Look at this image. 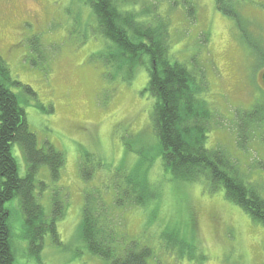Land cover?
I'll use <instances>...</instances> for the list:
<instances>
[{"label":"rangeland","instance_id":"obj_1","mask_svg":"<svg viewBox=\"0 0 264 264\" xmlns=\"http://www.w3.org/2000/svg\"><path fill=\"white\" fill-rule=\"evenodd\" d=\"M129 1L155 32L165 37L166 27L170 61L173 54L197 74L200 96L212 114L207 147L226 151L264 194V130L249 127L245 148L238 146L244 144L239 114L264 100L258 79L264 57L258 59L244 38L264 50V0H235L239 26L217 9L215 0ZM93 16L77 0H0V56L12 79L29 86L36 98L21 94L20 88L11 91L20 98L38 148L49 143L65 158L57 181L41 170L38 180L47 188L36 192L46 213L55 194L63 203L64 215L57 222L59 246L47 236L38 260L29 256L18 203L5 205L17 246L14 264H105L87 250L79 225L86 195L97 197V191L104 205H111L110 183L116 172L97 169L85 181L79 161L95 167L100 159L104 165L130 171L139 157L128 153L127 146L135 150L141 144H157L151 122L154 100L143 92L147 73L138 70L127 83L120 74L112 78L114 67L103 58L113 46L89 31L87 25L96 27ZM13 155L23 177V155L18 149ZM148 157L156 158L153 150ZM141 168L148 170L147 181L157 196L124 213L114 210L117 216L111 223L120 228L126 243L150 246L156 264H264V227L228 202L223 191L210 194L201 185L172 181L158 159L149 169L146 163ZM164 233L193 245L195 252L185 248L178 258L167 247Z\"/></svg>","mask_w":264,"mask_h":264},{"label":"trees","instance_id":"obj_2","mask_svg":"<svg viewBox=\"0 0 264 264\" xmlns=\"http://www.w3.org/2000/svg\"><path fill=\"white\" fill-rule=\"evenodd\" d=\"M215 1L217 9L239 26L240 18L235 10V0ZM77 2L89 7L94 15L96 27L87 25L89 31L91 28L94 31L91 33L98 35V39L108 41L113 46L108 56L103 58L108 67H114L112 78L120 74L121 81L127 83L136 71L147 73L143 92L149 93L154 100L151 122L157 139L153 148L141 144L139 148L132 150V146H127L128 153L139 157V163L130 171L124 166L109 167L100 159L95 161V167L80 159L79 173L85 181H90L97 169H112L116 172L113 177L115 181L109 184L113 189H110V206L106 202L104 205L97 191V197L93 193L85 196L79 230L80 239L90 254L100 258L105 264L159 262L150 246L138 241L126 243L120 228L117 229L111 223V218L117 216L114 210H122L124 213L127 209L145 206L156 198L157 194L147 181L148 170L143 171L141 168L146 163L149 169L155 159L160 160L164 173L169 174L172 181L201 185L210 194L223 191L228 202L264 227L262 187L254 183L252 175L247 177L248 172L247 175L240 172L238 163L226 151L207 147L212 116L210 107L201 98L200 85H196L195 81L197 74L189 70L187 62H178L173 54L170 61L166 27L165 37L164 33L155 32L143 22L145 19L142 20L141 13L131 7L133 4H128L129 0ZM244 38L258 59L264 57V50L261 52L256 45L248 42L246 36ZM261 62L264 67V61ZM262 73L258 76L262 88L259 90L264 94ZM12 87L20 88L21 94L36 98L29 86L12 79L0 56V264H14L17 249L12 240L10 212L5 205L18 203L23 218L22 238L27 242L28 255L36 260L44 248L45 237H50L55 246L61 244L57 222L64 215V206L58 194L52 197L50 212L46 213L37 201L36 192L47 188L38 180L41 170L51 180L57 181L65 158L49 143L38 148L36 136L29 130L20 98L11 91ZM35 107L45 111L40 104ZM52 110L50 108L49 112ZM239 116L240 138L244 144L238 146L244 149L249 127L256 126L264 130V100L253 104ZM15 149L21 151L26 164L23 177L18 174V163L13 155ZM151 150L156 158L148 157ZM162 237L169 250L176 252L178 258H182L185 248L194 252L196 250L175 234L164 233ZM202 259L199 258L200 261Z\"/></svg>","mask_w":264,"mask_h":264},{"label":"water","instance_id":"obj_3","mask_svg":"<svg viewBox=\"0 0 264 264\" xmlns=\"http://www.w3.org/2000/svg\"><path fill=\"white\" fill-rule=\"evenodd\" d=\"M261 81H262V85H263V87H264V72H263L262 75H261Z\"/></svg>","mask_w":264,"mask_h":264}]
</instances>
